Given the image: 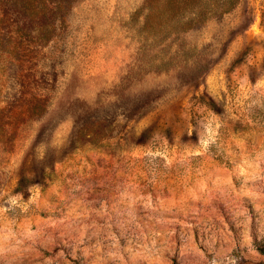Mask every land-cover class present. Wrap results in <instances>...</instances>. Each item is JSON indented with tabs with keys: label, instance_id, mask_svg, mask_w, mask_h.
<instances>
[{
	"label": "rangeland",
	"instance_id": "374dc122",
	"mask_svg": "<svg viewBox=\"0 0 264 264\" xmlns=\"http://www.w3.org/2000/svg\"><path fill=\"white\" fill-rule=\"evenodd\" d=\"M61 1L0 30V264H264V0Z\"/></svg>",
	"mask_w": 264,
	"mask_h": 264
},
{
	"label": "trees",
	"instance_id": "16d2710c",
	"mask_svg": "<svg viewBox=\"0 0 264 264\" xmlns=\"http://www.w3.org/2000/svg\"><path fill=\"white\" fill-rule=\"evenodd\" d=\"M66 2L68 3L69 0ZM46 4H50V10ZM59 4H63V2L61 0H0V30L7 32L6 37L9 40L14 39L19 34L20 39L24 41L20 42L19 45L24 51L29 52L31 48L43 47L54 39V36L49 35L48 32V36H44L43 28L49 16L54 21L59 19L58 14L61 10ZM24 54L26 55L25 52ZM22 78L23 81L26 79L25 76ZM24 84L25 82H23ZM38 103L39 105L33 109L25 104L26 111L19 110V117L21 118L22 113L27 118L41 115L45 111V102L43 99H39ZM261 253H264V250H261Z\"/></svg>",
	"mask_w": 264,
	"mask_h": 264
}]
</instances>
